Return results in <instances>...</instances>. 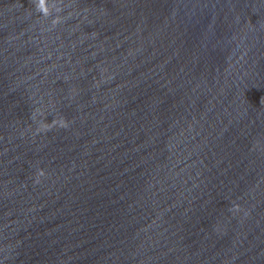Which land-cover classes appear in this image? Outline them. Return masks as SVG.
Here are the masks:
<instances>
[{"label": "water", "instance_id": "1", "mask_svg": "<svg viewBox=\"0 0 264 264\" xmlns=\"http://www.w3.org/2000/svg\"><path fill=\"white\" fill-rule=\"evenodd\" d=\"M0 264H264V0H0Z\"/></svg>", "mask_w": 264, "mask_h": 264}]
</instances>
